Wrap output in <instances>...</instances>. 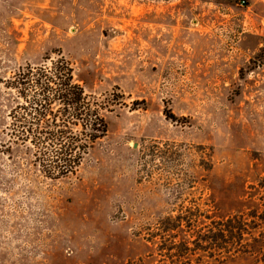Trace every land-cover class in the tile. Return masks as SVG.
<instances>
[{"label": "rangeland", "instance_id": "rangeland-1", "mask_svg": "<svg viewBox=\"0 0 264 264\" xmlns=\"http://www.w3.org/2000/svg\"><path fill=\"white\" fill-rule=\"evenodd\" d=\"M58 55L119 105L65 180L0 148V264H264V0H0V81Z\"/></svg>", "mask_w": 264, "mask_h": 264}, {"label": "trees", "instance_id": "trees-1", "mask_svg": "<svg viewBox=\"0 0 264 264\" xmlns=\"http://www.w3.org/2000/svg\"><path fill=\"white\" fill-rule=\"evenodd\" d=\"M0 84L8 109L1 153L9 158L21 155L36 174L51 182L77 174L107 137L104 113L119 105L113 94L87 95L75 79L73 64L61 55L20 68ZM234 221L242 227L241 216L223 225L229 230Z\"/></svg>", "mask_w": 264, "mask_h": 264}]
</instances>
